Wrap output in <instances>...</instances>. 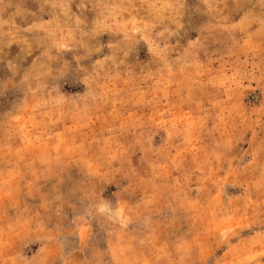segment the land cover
Returning a JSON list of instances; mask_svg holds the SVG:
<instances>
[{
  "label": "rangeland",
  "instance_id": "374dc122",
  "mask_svg": "<svg viewBox=\"0 0 264 264\" xmlns=\"http://www.w3.org/2000/svg\"><path fill=\"white\" fill-rule=\"evenodd\" d=\"M0 264H264V0H0Z\"/></svg>",
  "mask_w": 264,
  "mask_h": 264
}]
</instances>
